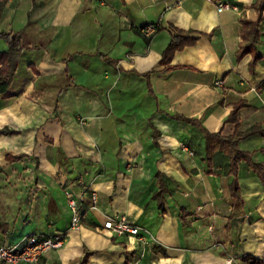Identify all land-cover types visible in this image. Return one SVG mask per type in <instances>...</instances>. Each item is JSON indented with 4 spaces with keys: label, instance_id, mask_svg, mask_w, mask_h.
I'll use <instances>...</instances> for the list:
<instances>
[{
    "label": "crops",
    "instance_id": "crops-1",
    "mask_svg": "<svg viewBox=\"0 0 264 264\" xmlns=\"http://www.w3.org/2000/svg\"><path fill=\"white\" fill-rule=\"evenodd\" d=\"M257 2L0 0V32L24 45L11 96L0 98V130L13 131L0 135V244L66 234L39 264H79L86 253V264H264L258 175L243 160L231 174L215 141L208 164L203 132L172 118L223 137L251 130L238 147L264 165V10L258 62L236 59L241 19L259 21ZM147 24L157 26L149 42ZM170 26L202 35L164 72ZM236 105L238 123L227 121ZM66 190L85 208L79 230L69 229ZM116 214L141 237L103 229Z\"/></svg>",
    "mask_w": 264,
    "mask_h": 264
},
{
    "label": "trees",
    "instance_id": "trees-1",
    "mask_svg": "<svg viewBox=\"0 0 264 264\" xmlns=\"http://www.w3.org/2000/svg\"><path fill=\"white\" fill-rule=\"evenodd\" d=\"M253 8L260 12V18L258 22L248 21L246 19H241L242 31H241V42L239 44L238 50L236 51V59H241L246 54H251L252 58L250 61V70H253L254 66L259 60V55L255 52L254 46L259 41V31L258 26L259 22L263 19L261 15L264 10V4L262 0H258L256 4L253 5ZM170 32V41L166 48L163 50L161 54V58L158 62L159 65L166 66L163 70L164 72H169L174 69L173 66H170L172 56L176 51H181L185 47L193 46L200 35L198 36H187L186 32L176 29L172 26L169 27ZM155 33V32H154ZM146 37V41L152 38L153 34ZM0 38L6 40L8 44V50L6 52H0V98H8L11 96L9 92V87L12 83L14 73L16 71L18 58L24 49L22 37L20 34L13 33H4L0 32ZM116 64V62L114 63ZM152 71L146 72L142 74L144 78H146V84L148 93L152 95V90L149 84V77ZM241 105H236L234 110L231 112L227 121H232L238 123V111ZM173 119L183 121L187 124L198 127L204 134L205 142H206V156L207 162L209 164L210 160V145L212 142L218 143L221 147L225 148L228 154L230 155V173L235 175L237 170V163L241 160L245 161L247 165L258 175L259 180L264 186V165L261 163H255L251 159V153L242 151L238 147V141L248 136L251 133L250 131L240 132L235 130L234 133L230 136L223 137L219 133L211 134L209 133L200 123L199 120L186 118L182 115H172ZM13 131L10 130H0V135L2 134H12ZM159 176V173L156 174ZM232 191L234 195H237V184L234 181L232 183ZM165 192L163 186H160L158 192L154 195V198L158 201L159 208L163 211V199L162 195ZM88 258V254L86 253L79 264H86ZM252 263H257L256 261H251ZM264 263V262H262Z\"/></svg>",
    "mask_w": 264,
    "mask_h": 264
},
{
    "label": "built area",
    "instance_id": "built-area-1",
    "mask_svg": "<svg viewBox=\"0 0 264 264\" xmlns=\"http://www.w3.org/2000/svg\"><path fill=\"white\" fill-rule=\"evenodd\" d=\"M212 1L215 2L216 0ZM228 7L225 4H217V10L219 12ZM156 28L157 26L155 24H147L140 29V32L149 36L156 31ZM214 84L220 86L219 81H216ZM65 194L67 207L71 214L69 229L79 230L85 208L82 207L80 200L75 198L71 192L66 190ZM90 200L88 209H95L97 205V196L95 193L91 192ZM102 228L117 236L141 237L139 227L124 214H116L108 218L103 223ZM65 239L66 234L58 233L49 236H31L19 244L10 245L8 243H2L0 244V264H39L46 252L61 248L64 245Z\"/></svg>",
    "mask_w": 264,
    "mask_h": 264
},
{
    "label": "water",
    "instance_id": "water-1",
    "mask_svg": "<svg viewBox=\"0 0 264 264\" xmlns=\"http://www.w3.org/2000/svg\"><path fill=\"white\" fill-rule=\"evenodd\" d=\"M263 4H264V1H263Z\"/></svg>",
    "mask_w": 264,
    "mask_h": 264
}]
</instances>
